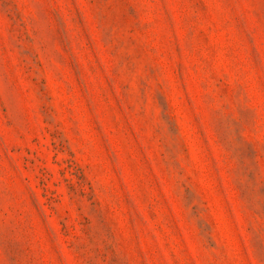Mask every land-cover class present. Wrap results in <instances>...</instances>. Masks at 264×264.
Returning a JSON list of instances; mask_svg holds the SVG:
<instances>
[{"label": "rangeland", "instance_id": "obj_1", "mask_svg": "<svg viewBox=\"0 0 264 264\" xmlns=\"http://www.w3.org/2000/svg\"><path fill=\"white\" fill-rule=\"evenodd\" d=\"M0 264H264V0H0Z\"/></svg>", "mask_w": 264, "mask_h": 264}]
</instances>
